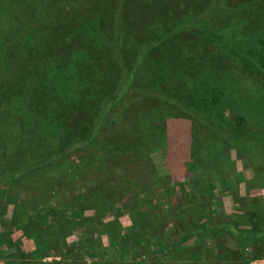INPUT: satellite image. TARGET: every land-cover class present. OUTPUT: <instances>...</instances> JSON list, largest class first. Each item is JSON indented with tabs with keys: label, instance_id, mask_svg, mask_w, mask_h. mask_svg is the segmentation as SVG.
Segmentation results:
<instances>
[{
	"label": "rangeland",
	"instance_id": "374dc122",
	"mask_svg": "<svg viewBox=\"0 0 264 264\" xmlns=\"http://www.w3.org/2000/svg\"><path fill=\"white\" fill-rule=\"evenodd\" d=\"M14 1L28 10L23 15L16 8L11 12V2L0 0V42L6 33L15 35L17 47L22 41L29 42L27 48L61 44L66 52L59 57H74L76 39L70 40L69 35L80 29L71 27L72 12L69 17L63 12L71 7L77 12L87 10L86 0H76L77 6L69 0ZM43 1H49L51 11L62 24H70L71 31L59 35L58 28L62 27L55 23V15L22 28L17 17L22 16L23 25L29 24L34 20L32 10H43ZM136 2L132 1V7L138 12L143 3ZM240 2L229 0L235 8ZM246 10L249 12L224 18L225 26L254 27L256 11ZM87 11L97 15V10ZM180 16L178 8L173 20ZM27 48L16 53L11 47L9 55L16 62H32L36 70L30 71L38 76L41 52L32 59ZM140 57L138 50L129 53L126 59L131 64L127 69ZM69 61L73 75L76 70L72 63L78 58ZM143 67H136L131 80L134 86L145 83ZM19 71L13 69L14 74ZM65 72L61 84L70 82L66 78L71 75ZM51 73L50 68L44 82L48 76L54 83ZM13 75L0 74V264H264V84L254 76L242 78L246 100L243 110L236 106L231 112L228 108L213 110L215 116L221 112L228 118L238 111L246 113L261 100L263 111L255 115L258 118L262 114L263 118L255 119L245 134L232 138L218 119L213 122L215 128L203 125L183 110L172 109L155 94L140 96L133 92L126 98L127 106L134 111L141 105L143 119L136 115V120L152 129L141 138L140 155L134 159L110 152L115 158L107 161L109 171H105L101 147L106 139L84 146L85 133L74 140L79 144L72 155L50 160L64 133L61 123H53L41 111L38 120H26L25 92L32 84L27 81L25 88L17 86ZM45 91L48 94L46 87ZM44 106L40 110L52 108ZM65 112L62 123L74 124L76 111ZM115 112H111V118L121 128L123 118ZM30 115L35 117V112ZM25 129L34 130L31 137L23 136ZM119 131L123 134L117 138L120 142L127 135ZM109 173L117 177L116 182H109ZM198 203L199 209L193 207ZM189 213L196 227L209 217L215 219L196 236Z\"/></svg>",
	"mask_w": 264,
	"mask_h": 264
},
{
	"label": "trees",
	"instance_id": "16d2710c",
	"mask_svg": "<svg viewBox=\"0 0 264 264\" xmlns=\"http://www.w3.org/2000/svg\"><path fill=\"white\" fill-rule=\"evenodd\" d=\"M86 1L87 8L97 10V15L92 16L88 9L80 10L79 7L78 12L72 7L63 12L65 17H69L68 14L72 12L71 27L78 26L80 29L69 35L70 40L76 39L73 40L74 57L70 59L76 58L77 61L78 58V65L72 63L76 70L73 75L70 74L69 57L66 60L59 57L66 52L61 44L48 43L47 46L40 47L35 44L27 48L29 42L24 44L22 41L17 47L13 39L16 38L15 35L6 33L0 42V48L5 47L0 58L1 77L3 73L13 75V69L17 67L20 71L15 72L12 77L16 85L25 88L27 81L32 84L28 85L29 91L25 92L28 108L22 116L26 120L29 118L36 121L42 115L41 112H45L47 116H44L51 118L53 123H61L64 132L60 137L62 143L59 142L50 160L72 155L79 144L74 140L83 133L87 135L82 142L84 146L97 144L100 138L106 139L105 145L101 147L105 153L104 164L102 163L105 171H109L110 163L107 161L115 158L110 152L124 153L125 157L134 159L140 155L142 137L152 127L145 122H137L136 115L143 119L141 105L134 111L127 106L126 98L133 92H139L140 96L155 94L172 109L183 110L187 116L203 125L215 128L213 122L218 119L223 122L224 130L231 138L245 134L255 119L263 118L262 114L258 118L255 115L263 111L261 100L246 113L238 111L224 118L221 112L227 108L231 112V107L234 106L243 110L246 100L242 78L245 76H254L257 82L264 84V0H242L237 8L229 0H141L143 7L138 12L132 7V1H137L136 5H140L139 0ZM9 2L11 12L16 8L23 15L28 10V7L22 9L15 5L14 0ZM68 3L77 6L76 0H69ZM40 4L43 5V10H32L34 20H30L29 24L23 25L20 22L22 16L17 17L22 28L29 27L36 21L48 20L49 15H55V23L62 27L58 28L59 35H65V31L70 30V24H62L60 17L53 13L55 11H51L49 1ZM178 8L181 16L173 20L172 14L177 13ZM248 8L256 11L254 27L225 26L224 18L231 19L239 16L241 12H249L246 10ZM111 29L114 31L110 32ZM124 44L126 48H123ZM24 46L27 48L28 57L32 59L41 52L42 59L40 57L37 62L38 76L30 71L36 70L32 62H16L9 55L11 47L17 53V50L20 52L25 49ZM136 50L141 57L135 65L127 69L131 62L126 57L129 53L133 55ZM40 64H44V67ZM144 65L145 83L134 86L131 80L136 67ZM50 68L54 73H51L54 83L50 82L48 76L45 82L43 80ZM65 71L71 75L66 78L70 82L61 84L60 81L65 79ZM34 76L40 80L37 81ZM45 87L49 90L48 94ZM37 102L40 103L39 106ZM44 104L52 108L40 110L45 108ZM67 109L77 113L74 124L69 126L62 123ZM213 110H221L219 115L222 119L215 116ZM114 111L115 114L118 111L116 115L123 118L121 128L111 118V112ZM31 112H35V117L30 115ZM9 114L13 112L10 111ZM12 118L18 120L17 117ZM25 130L23 136L31 137L34 130ZM119 130L127 135L120 142L118 139L123 134ZM114 142L118 145L114 146ZM109 176L111 184L116 182V176L111 173ZM110 189L114 190L115 187ZM195 206L200 207V203L193 207ZM188 218L193 222L191 228H194L193 233L196 236L201 235L203 230L205 232V225L215 219L209 217L206 222L196 227L190 213ZM218 220L225 222L223 217ZM199 229L202 231H198Z\"/></svg>",
	"mask_w": 264,
	"mask_h": 264
}]
</instances>
